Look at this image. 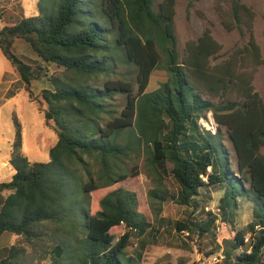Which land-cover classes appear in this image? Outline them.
<instances>
[{"label":"trees","instance_id":"obj_1","mask_svg":"<svg viewBox=\"0 0 264 264\" xmlns=\"http://www.w3.org/2000/svg\"><path fill=\"white\" fill-rule=\"evenodd\" d=\"M176 3L39 0L38 15L0 30V50L30 99L37 100L34 82H48L40 97L48 106L46 123L57 136L50 160L31 162L22 153L16 119L11 158L16 174L0 185V192H11L0 208V236L9 232L17 240L0 264H141V255L128 249L134 233L145 235L151 223L139 211L137 194L115 189L95 212L92 194L140 176L143 159L155 184L148 193L153 208L161 209L171 198L191 211L176 223L177 232L202 239L216 229L212 212L207 220H197L205 210L199 200L203 188L224 192V212L233 213L239 198L254 203L253 221L237 232L216 264H264V100L253 87V74L243 71L249 63L264 64L253 32L255 13L233 0L232 21L246 27L249 40L229 59L213 64L222 45L209 29L188 41L181 56ZM225 26L233 29L232 23ZM17 40L26 42L38 60L16 55ZM163 64L167 81L147 92L153 72ZM208 113L218 133L199 125ZM222 129L233 146L235 166ZM167 173L179 186L177 196L164 187ZM123 225L127 230L119 234Z\"/></svg>","mask_w":264,"mask_h":264},{"label":"rangeland","instance_id":"obj_2","mask_svg":"<svg viewBox=\"0 0 264 264\" xmlns=\"http://www.w3.org/2000/svg\"><path fill=\"white\" fill-rule=\"evenodd\" d=\"M162 0H157V3ZM176 17L175 27L178 36V48L182 57L185 55L186 44L188 41H196L206 29H209L212 36L222 45L221 52L213 60V64L221 63L229 59L235 50L243 48L248 43L249 33L245 26L236 27L232 21L231 10L233 0H176ZM252 8L255 13L253 32L256 43L261 48L264 57V0H242ZM39 0H0V30L5 26H13L19 23L23 18L39 14ZM232 23L233 29L229 30L225 24ZM13 51L16 55L28 58L32 62L38 60L31 47L23 40H17ZM51 72H55L54 66L50 67ZM243 71L253 74V87L261 95L264 100V64L254 67L248 64ZM168 72L165 65L157 68L150 80L147 92H152L167 81ZM25 86V85H24ZM49 86L45 80L34 82L32 90L37 100L34 102L39 107L41 114H44L48 108L47 104L42 102L40 94L44 88ZM41 100V101H40ZM218 103V100L214 101ZM120 103L123 104L121 98ZM24 106V104H23ZM11 107L8 106L2 113V138L8 136L7 121ZM21 120L30 127L31 114L28 113L26 106L18 109ZM41 119H45L41 115ZM45 125V123H44ZM199 125L202 129L208 130L213 134L218 133L219 126L215 122L212 113H208L205 118L200 119ZM46 126V125H45ZM35 127V126H34ZM49 129L41 127L38 122V135H42L44 131V147L42 153H47L46 158H29L31 162H48L50 156L48 154L50 146L53 145L55 139L53 137V124H47ZM32 129V127H31ZM36 132V127L33 128ZM53 129V130H52ZM223 144L227 149L230 162L235 166V152L225 129L221 130ZM27 139L28 135L25 133ZM34 137V136H32ZM31 135H29V140ZM50 147V148H49ZM264 154V148L262 149ZM141 169L140 176L130 178L113 187L99 190L92 194L93 211L99 207L100 200L109 192L124 188L137 194L139 201V211L142 212L151 228L145 235L134 233L132 246L128 249L129 253L136 256L140 253L142 259L141 264H216L224 258V250L230 247V242L234 240L238 231H244L253 221L254 203L248 198H239L236 209L232 213L231 210L224 212L221 207V198L224 192L217 187L201 190L200 202L205 210L197 218L198 221L208 219V212L218 217L216 221V229L214 232L202 239L191 235L188 232H177L176 223L185 220L191 214V211L176 204L171 198L162 205V208H153L148 193L155 188L152 179L147 176L144 159L139 162ZM171 165H167V171L171 169ZM235 170V167H232ZM164 187L169 190L172 195L177 196L179 189L178 184L170 174L165 175ZM157 206V205H155ZM125 226L117 228L119 234L126 232ZM251 234L249 233L247 239ZM248 241V240H247ZM240 252V251H238ZM214 255L208 257V254Z\"/></svg>","mask_w":264,"mask_h":264},{"label":"crops","instance_id":"obj_3","mask_svg":"<svg viewBox=\"0 0 264 264\" xmlns=\"http://www.w3.org/2000/svg\"><path fill=\"white\" fill-rule=\"evenodd\" d=\"M23 104L26 106L28 113L31 114L30 127L27 123L23 122L18 114V109H23ZM10 106L9 120L7 121L8 136L6 139L2 137V113L3 110ZM41 111L37 104L30 99L29 93L25 89L23 82L21 81L18 74L15 72L10 61L4 56L0 50V185L4 183H9L12 181L16 170L11 164V158L13 154V144L16 138V119L21 125L23 134V146L22 153L27 158H46V154L42 153V148L44 147V131L42 135H38V122L40 121L41 127L46 130L49 129L45 119H41ZM45 123V125H44ZM36 127V132L34 131ZM32 127V129H31ZM53 130V129H52ZM28 135V139L25 135ZM29 135L31 139L29 140ZM34 136V137H32ZM53 137L55 142L57 141V136L53 130ZM51 145L50 147H52ZM49 147V148H50ZM42 151V152H41ZM49 154V151H48ZM37 162V161H36ZM40 162V161H39ZM11 194L10 191L0 192V208L4 203L5 199ZM17 236L13 233L6 232L0 236V261L5 259L8 255L9 248L15 244ZM139 256L140 253H136Z\"/></svg>","mask_w":264,"mask_h":264}]
</instances>
